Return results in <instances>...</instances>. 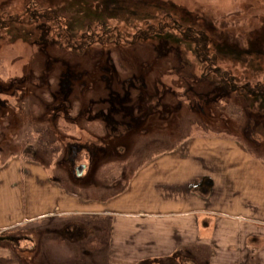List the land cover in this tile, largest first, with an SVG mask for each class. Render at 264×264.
I'll list each match as a JSON object with an SVG mask.
<instances>
[{
  "label": "rangeland",
  "instance_id": "374dc122",
  "mask_svg": "<svg viewBox=\"0 0 264 264\" xmlns=\"http://www.w3.org/2000/svg\"><path fill=\"white\" fill-rule=\"evenodd\" d=\"M29 1L0 0V13L18 17ZM35 1L63 17L69 39L58 21L0 30V264H108L112 215L142 210L122 201L141 169L193 137L264 158V101L202 72L185 40L213 35L218 66L254 87L264 0Z\"/></svg>",
  "mask_w": 264,
  "mask_h": 264
},
{
  "label": "crops",
  "instance_id": "0c3cea01",
  "mask_svg": "<svg viewBox=\"0 0 264 264\" xmlns=\"http://www.w3.org/2000/svg\"><path fill=\"white\" fill-rule=\"evenodd\" d=\"M188 144L141 169L122 201L142 210L112 215L108 264H264V158L234 140Z\"/></svg>",
  "mask_w": 264,
  "mask_h": 264
},
{
  "label": "flooded vegetation",
  "instance_id": "af4514ba",
  "mask_svg": "<svg viewBox=\"0 0 264 264\" xmlns=\"http://www.w3.org/2000/svg\"><path fill=\"white\" fill-rule=\"evenodd\" d=\"M43 21L48 22L50 24L52 23L57 24V21L61 22L63 29L60 31L61 32L60 34H57L58 40L60 42H63L64 40L69 39V34L66 32L68 31L69 28L68 25L67 24L65 25V23L63 22V17H59L57 13L54 12L50 7H41L40 3L38 1L36 2L35 0H30L29 3H26L23 13L18 17L13 16L11 18V15L8 16L7 14L0 13V30H10L12 24L29 26L33 23H39ZM173 21L174 24L177 25V27H181L179 25L178 20L173 19ZM52 29L53 28L51 27V30ZM165 30H167V28H165ZM147 35L150 36L152 34L148 33ZM161 37L162 34L161 35L158 34V38L160 39ZM169 37L170 36L167 35L168 39ZM185 40L188 43L190 42L191 45H194V50L201 64L202 72H204L205 74L213 73L214 75L218 76L219 78H221L223 84H227V86L229 84V86L232 87L234 91L243 94L242 97H244L245 99L246 96L247 97L250 96V97H254V99H260L261 101H264V80L257 81L254 84L255 85L254 87H252L251 85L252 82L250 83L249 81H248L249 83L235 84L232 79V75H230V73L227 70H222V68L218 66L217 55L215 54L214 51V49L216 48L215 46L216 39L213 35L209 36L204 30H200V32H198L197 34L192 33L190 35H185ZM202 51L204 52L203 57H202L203 55ZM184 68H182V70H184ZM208 76L211 77L210 75Z\"/></svg>",
  "mask_w": 264,
  "mask_h": 264
},
{
  "label": "water",
  "instance_id": "95a60500",
  "mask_svg": "<svg viewBox=\"0 0 264 264\" xmlns=\"http://www.w3.org/2000/svg\"><path fill=\"white\" fill-rule=\"evenodd\" d=\"M85 169V166L84 165H81L77 168V175H82L83 174V171Z\"/></svg>",
  "mask_w": 264,
  "mask_h": 264
},
{
  "label": "trees",
  "instance_id": "16d2710c",
  "mask_svg": "<svg viewBox=\"0 0 264 264\" xmlns=\"http://www.w3.org/2000/svg\"><path fill=\"white\" fill-rule=\"evenodd\" d=\"M85 77H86V76H85ZM85 77H82V76H81L80 79H81V80H82V79L84 80V84H83L84 86H88V85H87V82H86L85 79H89V77H88V76H87L88 78H87V77L85 78ZM80 79H79V80H80ZM81 80H80V81H81ZM89 80H90V79H89ZM70 102H71V103H69V105L71 106V104L73 103V102H72V99L70 100Z\"/></svg>",
  "mask_w": 264,
  "mask_h": 264
}]
</instances>
